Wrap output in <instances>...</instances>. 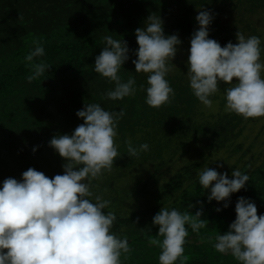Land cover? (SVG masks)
Listing matches in <instances>:
<instances>
[{
  "label": "trees",
  "instance_id": "obj_1",
  "mask_svg": "<svg viewBox=\"0 0 264 264\" xmlns=\"http://www.w3.org/2000/svg\"><path fill=\"white\" fill-rule=\"evenodd\" d=\"M236 1L249 13L264 10V0ZM230 5L232 0H0V183L13 173L21 176L26 168L23 163L31 155H44L36 157L37 166H61L65 159L49 146V141L56 135H70L84 122L76 113L85 104L99 103L110 112L123 109L125 115L118 123L115 138L117 170L110 181L102 179L107 171L92 181L99 184L93 193L111 201L104 211L116 214L111 231L128 239L131 251L121 255V264H159L161 249L151 243L158 226H153L152 219L162 207L190 215L202 209L206 227L195 233L186 225L187 264H238L231 255L214 249V237L229 230L236 218L239 197L250 198L257 206V214H264V156L258 164L249 162L240 169L250 180L245 189L231 194L227 201L209 203L210 189L199 184L198 173L209 151L231 147L232 151L241 150L243 142L237 143V138L247 120L253 118L244 119L226 111L225 89L232 85L225 83L210 97L219 102V110L204 111L189 87L184 59L182 66L171 68L166 76L175 91L171 102L160 108L150 107L145 102L147 74L136 73L132 63L138 49L135 30L143 27L150 15L161 17L165 35L176 34L182 43H190L192 33L199 27L195 17L201 10H210L214 19L209 38L225 46L239 31L220 19L221 12ZM244 26L249 36L260 38L261 61L264 60L263 35L250 22ZM109 35L126 41L129 47V60L119 75L125 82L135 77L136 92L123 100L104 98L114 83L94 71L95 57L105 46L103 38ZM34 41L43 44L45 55L33 62L42 61L51 67L29 83L26 77L31 70L25 57L35 47ZM128 140L134 146L148 143L149 150L129 157ZM192 148L198 156L170 178L161 180L163 168ZM148 161L155 163V171L145 179L132 186L129 178L126 184L117 182ZM133 177L134 174L131 180ZM224 203L229 206L224 208ZM217 207L222 210L217 212Z\"/></svg>",
  "mask_w": 264,
  "mask_h": 264
},
{
  "label": "clouds",
  "instance_id": "obj_2",
  "mask_svg": "<svg viewBox=\"0 0 264 264\" xmlns=\"http://www.w3.org/2000/svg\"><path fill=\"white\" fill-rule=\"evenodd\" d=\"M195 19L199 27L191 35L186 62L193 95L204 106L211 107L210 97L219 91V85L229 84L232 86L225 89L226 111L244 119L264 117L260 38L245 37L238 31L237 43L229 41L221 47L209 38L212 11L201 10ZM135 35L138 49L132 63L136 73L147 74L145 102L160 108L175 96L166 76L171 70L168 62L173 61L182 42L176 34L165 35L162 19L155 15H150ZM103 39L105 46L95 57L94 71L114 83L104 98L116 101L135 95V77L125 82L119 75L129 60L127 42L110 35ZM33 43L35 47L25 57L31 70L26 77L29 83L51 67L42 61L33 62L45 55L43 44ZM76 115L83 119L82 124L70 135H56L49 141V146L66 161L62 175L49 178L29 168L20 180L6 178L0 186V264H121V255L131 251L127 237L120 238L111 231L116 214L104 211L111 201L91 190L92 181L104 171H111L119 156L115 138L125 112H110L99 103H90ZM126 143L129 157L149 150L148 143ZM36 150L34 147L33 152ZM231 176L230 179L227 173L209 167L198 173L199 184L210 189L209 203L229 200L231 194L245 189L250 180L239 169L233 170ZM235 213L229 230L214 237V249L231 255L238 264H264V214L258 215L255 202L245 197L238 198ZM202 214V209L194 215L175 208L162 207L158 211L152 219L158 231L151 243L161 249L159 264H187L186 225L199 233L206 227Z\"/></svg>",
  "mask_w": 264,
  "mask_h": 264
},
{
  "label": "rangeland",
  "instance_id": "obj_3",
  "mask_svg": "<svg viewBox=\"0 0 264 264\" xmlns=\"http://www.w3.org/2000/svg\"><path fill=\"white\" fill-rule=\"evenodd\" d=\"M242 5H239L236 0H232V6L226 7L224 11L221 12L220 19L224 24H230L233 26H236L239 32L243 33L245 37H249L247 26H244L245 23L250 22L253 26L257 27V31L263 35L264 40V10H259L256 12L249 13L244 10ZM180 39V38H179ZM233 40V41H232ZM232 43H237L236 37L231 39ZM189 49H190V43H181L178 46V51L173 59V61H169V65L172 69H176L179 66H182L184 63L182 60L184 59L187 61V56L189 55ZM261 62H264L262 60ZM262 77H264V72H262ZM220 105L219 102L213 101V104L211 107L204 106L202 109L206 112H216L219 110ZM249 122L245 123V128L242 132V134L237 138V143L243 142V148L239 151H232L233 147L230 149H222L219 151H209L207 153V158L202 164L201 171L206 168H213L217 170L218 172L227 173L228 177L231 178V173L235 169H241L245 164L252 163L253 165H256L259 163L260 158L262 159L264 156V117L260 118H253V120H247ZM117 144V142H115ZM118 145V144H117ZM198 156V152L192 148L187 154L181 156H178L177 159L169 162L167 166L163 168V174L161 176V180H166L170 178L171 175H173L176 171L179 170L180 167H182L184 164L189 162L190 160H193L192 158H195ZM38 158H44V155H36ZM35 156L31 155L29 158L26 159V161L23 163V165L26 167L24 171L28 170L29 168H34L37 171L43 172L47 177L53 178L57 174H63V164L66 162L64 161L63 164L60 165H49L45 164L46 166H37L36 164L39 160ZM44 160V159H43ZM22 165V166H23ZM218 165H222L223 167H218ZM138 166L135 168L137 169ZM56 168V170H55ZM117 168H115V165H113L111 171H107L108 174H104L102 176V179L105 181L111 180V175H114ZM155 171V163L148 161L141 164V166L138 167V170L129 171L127 172L121 179H118L117 182H121L123 184L127 183V178L130 179L128 181L130 185H134L138 180L145 179L148 175L153 173ZM200 172V171H199ZM135 178L134 180H131V176ZM11 178L17 179L18 177L22 178L21 176H16L15 173H13ZM6 178H9L6 176ZM2 183H0V186H2ZM99 187L98 183H92V189L96 190V188ZM152 190L155 189L154 186L151 187ZM106 192H108V189H105ZM102 195L103 194H99ZM132 202V201H130Z\"/></svg>",
  "mask_w": 264,
  "mask_h": 264
}]
</instances>
